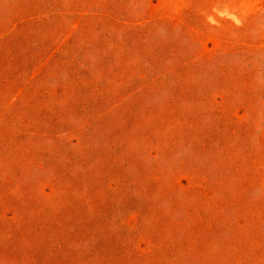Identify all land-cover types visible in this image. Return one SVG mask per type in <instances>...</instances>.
Returning <instances> with one entry per match:
<instances>
[{"label": "rangeland", "instance_id": "374dc122", "mask_svg": "<svg viewBox=\"0 0 264 264\" xmlns=\"http://www.w3.org/2000/svg\"><path fill=\"white\" fill-rule=\"evenodd\" d=\"M0 264H264V0H0Z\"/></svg>", "mask_w": 264, "mask_h": 264}]
</instances>
